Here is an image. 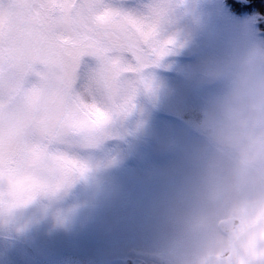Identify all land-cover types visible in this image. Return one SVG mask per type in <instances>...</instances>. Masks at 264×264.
Here are the masks:
<instances>
[{
	"label": "clouds",
	"instance_id": "obj_1",
	"mask_svg": "<svg viewBox=\"0 0 264 264\" xmlns=\"http://www.w3.org/2000/svg\"><path fill=\"white\" fill-rule=\"evenodd\" d=\"M105 3L125 14L114 21ZM183 3L38 0L16 6L44 23L38 44L49 35L53 15L58 23L51 42L71 45L84 30L98 38L105 28L132 31L129 17L158 13L174 15L167 35L179 33L185 46L152 69L151 90L139 83L131 58L118 95L103 84H79L80 102L106 114L99 134L108 137V151L96 154L103 163L66 195L17 210L14 222L0 216V264H42L33 242L70 231L63 219L69 207L126 250L119 264H264V17L251 25L228 23L216 15L217 0H186L190 15ZM7 32V21H0L5 39ZM113 55L120 60L119 52ZM2 87L0 165L18 166L32 146L47 142L49 122L37 111L38 97L19 92L7 76ZM128 96L132 103L122 112L117 105ZM130 181L139 188L135 196Z\"/></svg>",
	"mask_w": 264,
	"mask_h": 264
},
{
	"label": "snow or ice",
	"instance_id": "obj_2",
	"mask_svg": "<svg viewBox=\"0 0 264 264\" xmlns=\"http://www.w3.org/2000/svg\"><path fill=\"white\" fill-rule=\"evenodd\" d=\"M4 2L0 0V21H7L8 32L7 39L0 33V96L7 76L19 92H31L39 98L37 111L49 122L46 143L32 146L18 166L11 162L0 165V216L7 214L11 223L17 210L40 198L57 199L61 194L66 195L77 179L86 178L94 164L99 168L103 163L96 154L108 151V137L99 134L100 121L106 114L80 102L79 84L82 81L90 86L103 84L110 95H118L124 84L122 69L129 66L126 61L131 58L139 83L151 90L156 80L152 69L160 68L185 44L179 33L174 37L167 35V25L174 22V15L165 19L158 13L139 19L129 17L132 31L105 28L98 38L95 32L84 30L71 45L51 42L50 33L58 23L53 15L47 19L49 35L38 44L37 30L43 29L44 23L18 12L16 7L22 3L35 4L38 0H8L7 10ZM128 2L120 0L121 5ZM95 6L94 2L90 5ZM101 6L114 21L125 14L123 7L107 3ZM182 6L184 15L192 14L186 0ZM241 11L230 0L223 4L217 0L216 15L225 22L233 23L234 13ZM115 52L120 53L119 61L113 55ZM131 103L128 96L117 107L127 111ZM116 163L109 161L110 165ZM76 210L69 207L64 221Z\"/></svg>",
	"mask_w": 264,
	"mask_h": 264
},
{
	"label": "rangeland",
	"instance_id": "obj_3",
	"mask_svg": "<svg viewBox=\"0 0 264 264\" xmlns=\"http://www.w3.org/2000/svg\"><path fill=\"white\" fill-rule=\"evenodd\" d=\"M250 0H230V3L242 9L234 13V18L244 24H255L264 17V6L251 4ZM223 4L225 0H220ZM245 10V11H243ZM138 186L129 182V193L135 196ZM69 222L72 228L54 237L37 236L33 247L39 249L42 264H119L125 255V249L110 244L104 233L92 221H86L84 214L76 211Z\"/></svg>",
	"mask_w": 264,
	"mask_h": 264
},
{
	"label": "trees",
	"instance_id": "obj_4",
	"mask_svg": "<svg viewBox=\"0 0 264 264\" xmlns=\"http://www.w3.org/2000/svg\"><path fill=\"white\" fill-rule=\"evenodd\" d=\"M250 2V5L252 4H256V5H258V4H262L263 6H264V0H250L249 1ZM243 11H245V10H243Z\"/></svg>",
	"mask_w": 264,
	"mask_h": 264
}]
</instances>
